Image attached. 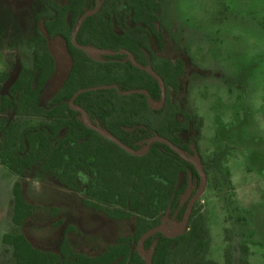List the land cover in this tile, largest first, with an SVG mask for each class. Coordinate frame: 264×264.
I'll return each instance as SVG.
<instances>
[{"label": "trees", "instance_id": "trees-1", "mask_svg": "<svg viewBox=\"0 0 264 264\" xmlns=\"http://www.w3.org/2000/svg\"><path fill=\"white\" fill-rule=\"evenodd\" d=\"M95 3L96 0L29 1V13L37 23L43 19L46 32L36 25L28 36L37 47L33 63L23 64L19 78L7 92L0 84V112L5 113L0 118V163L17 175L13 184L12 225L51 223L33 218L40 205L28 196L23 181L28 170H33V176L54 173L70 189L76 187L78 171L83 170L90 175L84 203L111 218L133 220V227L97 254L83 250L73 234L74 225L67 226L57 246L37 242L24 231L7 230L2 237V255L12 258V264H146L138 248L140 238L163 223L164 215L181 221L189 201L183 202L182 197L191 181L198 186L201 180L196 166L166 142L153 141L143 153L132 151L141 149L152 136L161 135L183 151L200 155L204 118L180 108L177 102L187 100L182 63L167 60L155 65L167 90L165 102L155 106L151 99L160 101L162 97L159 79L126 59L127 53L105 54V60H98L75 45V25ZM162 8V0H103L101 9L83 22L77 40L114 50L128 48L144 62L142 47L151 52L150 35L162 38ZM8 18L15 21V13ZM4 32V25H0V36ZM56 35L66 40L73 66L59 92L46 101L45 94L56 75L49 40ZM14 41L11 39L10 43ZM7 74L1 76L2 80ZM113 83L123 90L147 89L149 94L121 93L116 87L102 86L84 90L74 103L129 149L89 126L82 112L70 103L79 88ZM192 127L194 134L186 138ZM229 153L230 146L226 145L201 159L208 179L216 185L232 183L231 172L224 166ZM57 210L53 207L52 214ZM235 219L241 223L246 216L239 213ZM60 222L58 219L53 224ZM224 237V264H251L249 243L242 241L235 246L230 227L225 228ZM211 243L208 214L198 199L183 232L153 233L145 239L144 248L148 253L154 246L152 264H220L209 256Z\"/></svg>", "mask_w": 264, "mask_h": 264}, {"label": "rangeland", "instance_id": "rangeland-1", "mask_svg": "<svg viewBox=\"0 0 264 264\" xmlns=\"http://www.w3.org/2000/svg\"><path fill=\"white\" fill-rule=\"evenodd\" d=\"M28 1L0 0V25L5 27L0 36V84L16 58L27 66L33 63L37 47L28 36L37 21L28 11ZM162 2L165 26L178 44L188 47L194 61L207 69L194 73L188 84V106L205 118L200 141L203 155L208 157L220 147L231 146L224 166L231 172L232 183L216 185L209 179L200 197L212 236L209 256L224 264L225 228L230 227L235 246L242 241L249 243L251 264H264V0ZM7 8L15 13L16 23H9ZM127 21L131 23L129 18ZM175 49L169 45L164 53L172 56ZM4 115L0 112V118ZM32 174L33 170H28L23 181L29 198L40 205L33 218L51 223L12 225L17 175L0 163V264H12V258L2 255V237L7 230L24 231L37 242L57 246L67 226L74 225L73 234L89 254L100 253L132 230L133 220L114 219L84 204L90 179L87 172L78 171L74 189L61 184L54 173ZM53 207L58 208L55 214L51 213ZM239 213L246 216L244 222L236 221ZM58 219L61 222L54 225ZM164 225L169 231L181 227L165 215Z\"/></svg>", "mask_w": 264, "mask_h": 264}, {"label": "water", "instance_id": "water-1", "mask_svg": "<svg viewBox=\"0 0 264 264\" xmlns=\"http://www.w3.org/2000/svg\"><path fill=\"white\" fill-rule=\"evenodd\" d=\"M102 4V0H97V4L96 6H94L91 9L86 10L78 19L75 28L73 30L72 33V40L73 42L80 48H83L87 51V53L94 55L96 53H115L118 51L115 50H109V49H104V48H100L98 46H94V45H87V44H81L78 40H77V34L83 24V22L85 21V19L89 16L92 15L94 13H96ZM42 30L45 32V28L44 26H42ZM49 49L54 57L55 60V66H56V75H55V80L53 85L49 88L48 92L45 94L44 99L47 101L49 99H51L64 85L70 71L71 68L73 66V56L69 51L68 45L66 40L64 39V37L62 35H56L54 38L50 39V43H49ZM121 52L126 51L129 52L131 59L133 60V62L143 68L148 70L150 73H152L153 75L157 76L158 79L161 82V85L163 87V97H162V101L161 103H163L164 99H165V84H164V80L163 78L156 72V70L151 66V65H144L142 63H140L139 61H137L134 58V54L130 51H128L127 49H121L119 50ZM22 70V62L20 59H18L16 61V64L14 66V68L12 69V71L10 72V74L8 75L5 83H4V91L7 92L9 90V88L11 87V85L18 79L20 73ZM102 86H106V87H117L119 89L120 92L122 93H132V92H143V93H147L149 94V91L146 89H142V88H132V89H128V90H122L119 85L117 83H113V84H107V85H94V86H90V87H86V88H80L78 89L74 95L71 98V103H73L74 99L77 97L78 94H80L81 92H83L84 90H89V89H94V88H99ZM152 101V99H151ZM84 115L87 118V123L92 126V127H96L102 134H104L105 136L117 141L119 144H121L122 146H124L125 148L129 149L128 145L124 144L120 139H118L117 137H115L113 134H111L110 132L106 131L105 129H103L101 126L99 125H94L92 119L90 118L89 114L87 113V111L84 108H79ZM163 141L168 143L170 146H172L175 150H177L178 152H180L182 154L183 157L189 159L191 162H193L196 167L199 169L201 175L203 176V180H202V188L201 190L198 192V194L190 201L188 208L186 210L185 213V217L184 219L181 221V227L179 228L178 231L176 232H168L166 230V227L164 225V223H161L159 225H156L152 228H150L149 230H147L144 235L140 238L139 243H138V248L139 251L143 254L145 260H146V264H152V256H153V252H154V246L151 247L150 251L147 253L144 249V241L145 239L150 236L153 233H156L158 231H162L165 232L167 234H177L180 232H183L189 215H190V210L191 207L195 201L196 198H198L201 193L204 190V187L206 185V180H207V176H206V172L203 168L202 162L200 161V158L197 156H191L188 155L186 152H184L182 150L181 147H179L178 145H176L174 142H172L171 140H169L168 138L161 136V135H154L152 136L149 140H148V144L147 146L143 149V150H132L134 153H142L144 152L150 145V143L152 141Z\"/></svg>", "mask_w": 264, "mask_h": 264}, {"label": "flooded vegetation", "instance_id": "flooded-vegetation-1", "mask_svg": "<svg viewBox=\"0 0 264 264\" xmlns=\"http://www.w3.org/2000/svg\"><path fill=\"white\" fill-rule=\"evenodd\" d=\"M30 1V0H29ZM29 1H28V9L30 10V5H29ZM61 3H64V2H67V0L66 1H61V0H59ZM96 4H97V0H96V3H95V6H96ZM102 4H103V0H102ZM102 4H101V7H102ZM101 7H100V9H101ZM99 9V10H100ZM28 10V11H29ZM98 10V11H99ZM7 13H9L10 15H13L14 14V12H8V8H7ZM97 11V12H98ZM24 11L23 10H21V13H23ZM84 13V12H83ZM82 13V14H83ZM81 14V15H82ZM90 16V15H89ZM162 17H163V15H162ZM86 20V19H85ZM19 23H20V25H23L22 23H24V21H22V20H19L18 21ZM9 23H16V21H13V20H11V21H9ZM37 25H39V26H41V28H42V26H44L43 25V19L41 18V20L37 23ZM162 32H163V35H162V38L160 39L156 34H151L150 35V37H149V48L151 49V52L148 50V49H146L145 47H142V49H143V55H141V57L143 58V61L144 62H141V61H139L137 58H136V56H135V54L131 51V50H129L128 48H121V49H127L128 51H130V52H132L133 54H134V58L137 60V61H139L140 63H142V64H144V65H151L154 69H155V65L158 63V62H163V61H171L172 63H174V64H179V63H182V65H183V67H184V73L182 74L183 75V79H182V81H183V92L186 94V97H187V100H186V102H184V103H182L181 102V100L180 99H177V102L179 103V105H180V108H186L187 110H192V111H194L191 107H189L188 106V100H189V98H188V93H189V88H188V84H189V81H190V79L192 78V75L194 74V73H196V72H203V71H206L207 69H204V68H201L195 61H194V58H193V56L191 55V53H190V51H189V49H188V47H186V46H183V45H181V44H178L177 43V40H176V38H175V36H174V34L172 33V30H170V28H168V27H166L165 26V23H164V19L162 20ZM46 32V31H45ZM49 43H50V40H49ZM176 45V49H175V45ZM76 45V44H75ZM169 45L170 46H173V48L175 49L174 50V52H173V54H172V56L171 55H166L165 53H164V51H166L167 49H168V47H169ZM77 46V45H76ZM95 46V45H94ZM99 47V46H98ZM100 48H102V47H100ZM104 49H108V48H104ZM121 49H118V50H115V51H118V52H115V53H96V54H99V56H95V54L94 55H91V56H93L95 59H98V60H105L106 59V57H104L103 55H105V54H116V53H127V58L126 59H129V60H131L132 62H133V60L131 59V57H130V54H129V52H126V51H123V52H121V51H119V50H121ZM109 50H114V49H109ZM33 58H34V56H33ZM32 58V59H33ZM18 59H20V58H16V60L14 61V64H13V67L11 68V70L10 71H8V74H7V76H6V78L3 80V83H2V86H3V88H4V83H5V81H6V79H7V77H8V75L10 74V72L12 71V69L14 68V66H15V64H16V61L18 60ZM126 59H124V60H126ZM21 60V59H20ZM21 62H22V67H23V61L21 60ZM133 64H135L134 62H133ZM136 65V64H135ZM137 66V65H136ZM139 67V66H138ZM139 68H141V67H139ZM141 69H143V68H141ZM143 70H146V69H143ZM156 70V69H155ZM22 71V70H21ZM148 71V70H147ZM149 72V71H148ZM156 72L158 73V71L156 70ZM150 73V72H149ZM21 74V73H20ZM150 74H152V73H150ZM153 75V74H152ZM160 75V74H159ZM20 76V75H19ZM155 76V75H154ZM157 77V76H156ZM19 78V77H18ZM158 78V77H157ZM159 83H160V86H161V88H162V97H163V87H162V85H161V82H160V80H159ZM14 84V83H13ZM12 84V85H13ZM164 84H165V82H164ZM11 85V86H12ZM94 86V85H93ZM90 87V86H89ZM165 99H166V92H167V90H166V84H165ZM11 88V87H10ZM9 88V89H10ZM117 88V87H116ZM80 89V88H79ZM94 89H96V88H94ZM119 90V89H118ZM123 90V89H122ZM128 90V89H127ZM147 90V89H146ZM59 92V91H58ZM120 92V91H119ZM122 93V92H121ZM143 93V92H142ZM57 94V93H56ZM145 94H147V93H145ZM74 95V94H73ZM79 95V94H78ZM77 95V96H78ZM162 97H161V100L160 101H151L152 102V104H154L155 106H160V105H162L164 102H165V99H164V101H163V103H161V101H162ZM72 98V97H71ZM71 98H70V103H71ZM75 100V99H74ZM73 106H75L77 109H79V108H83V107H80V106H76V104L74 103V101H73V103H71ZM80 110V109H79ZM81 111V110H80ZM82 112V111H81ZM194 112H196V111H194ZM88 113V112H87ZM198 113V112H197ZM199 114V113H198ZM199 115H201V114H199ZM14 116V112H12L11 113V117H13ZM90 116V115H89ZM201 116H203V115H201ZM82 118H83V120L87 123V118H86V116L84 115V113L82 112ZM91 118V117H90ZM203 118H204V116H203ZM92 119V118H91ZM92 121H93V124L94 125H99L98 124V122H97V120L96 121H94L93 119H92ZM88 124V123H87ZM204 124H205V118H204ZM89 125V124H88ZM90 126V125H89ZM100 126V125H99ZM92 127V126H91ZM191 127V126H190ZM203 127H204V125H203ZM92 128H96V127H92ZM97 129V128H96ZM191 129H193V127L192 128H190V130H188V133H187V135H186V138L188 137V135L191 133V134H194V130H191ZM98 130V129H97ZM99 131V130H98ZM191 131V132H190ZM100 132V131H99ZM202 137H203V128H202ZM202 137H201V139H202ZM201 141V140H200ZM153 142V141H152ZM151 142V143H152ZM150 143V144H151ZM147 144H148V142H147ZM147 144H145L141 149H138V150H136V151H139V150H143L146 146H147ZM177 145V144H176ZM230 146V145H229ZM180 147V146H179ZM200 147H201V144H200ZM147 150V149H146ZM145 150V151H146ZM230 150H231V146H230ZM144 151V152H145ZM184 152H186V151H184ZM143 153V152H142ZM188 155H191V154H189L188 152H186ZM213 154V153H212ZM211 154V155H212ZM191 156H197V157H199L200 158V161L202 162V158H207V157H205L204 155H203V152H202V149H201V153H200V155L199 154H197V155H191ZM209 157V156H208ZM189 160V159H188ZM190 161V160H189ZM191 162V161H190ZM193 163V162H192ZM194 164V163H193ZM195 165V164H194ZM202 165H203V163H202ZM196 166V165H195ZM197 168V167H196ZM203 168H204V165H203ZM198 169V168H197ZM205 170V169H204ZM198 171H199V169H198ZM206 172V171H205ZM199 173H200V171H199ZM200 176H201V180H200V183H199V185L198 186H196L195 185V182H193V181H191L190 183H189V187H188V190L186 191V193L185 194H189L188 195V197H187V199L185 200V201H187L188 199H189V201H188V205H189V203H190V201L198 194V192L201 190V188H202V180H203V176L201 175V173H200ZM206 176H207V173H206ZM208 177H207V180H206V185H205V187H204V190H203V192L205 191V189H206V187H207V183H208ZM196 187V189H195V191H194V193L192 194V190L194 189ZM203 192L201 193V195L203 194ZM184 194V195H185ZM192 194V195H191ZM183 195V196H184ZM201 195L198 197V198H196L195 199V201L196 200H198V199H201L200 197H201ZM190 197V198H189ZM85 198V197H84ZM182 199H183V197H182ZM84 200V199H83ZM183 201V200H182ZM185 201H183V202H185ZM195 201H194V203H195ZM202 201V200H201ZM194 203H193V205H194ZM85 204V203H84ZM188 205H187V208H188ZM192 205V206H193ZM187 208H186V210H187ZM191 209H192V207H191ZM52 213V212H51ZM185 213H186V211H185ZM190 213H191V210H190ZM190 216V215H189ZM184 217H185V215H184ZM184 219V218H183ZM182 219V220H183ZM189 219V218H188ZM181 220V221H182ZM175 221V220H174ZM181 221H175L176 223L178 222V223H181ZM188 222V221H187ZM164 223V222H163ZM159 225V224H158ZM178 230V229H177ZM176 230V231H177ZM159 232V231H158ZM162 232V231H161ZM168 232H171V231H168ZM165 233V232H164ZM145 249V248H144Z\"/></svg>", "mask_w": 264, "mask_h": 264}, {"label": "bare ground", "instance_id": "bare-ground-1", "mask_svg": "<svg viewBox=\"0 0 264 264\" xmlns=\"http://www.w3.org/2000/svg\"><path fill=\"white\" fill-rule=\"evenodd\" d=\"M180 225H181V223L179 224V227H180ZM176 229H178V228H175V230H171V232H176ZM166 230L169 231L168 228H166Z\"/></svg>", "mask_w": 264, "mask_h": 264}]
</instances>
